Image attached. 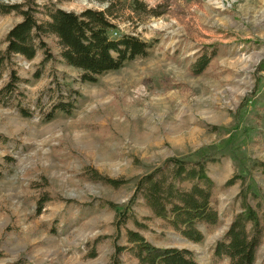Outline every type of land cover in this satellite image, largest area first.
<instances>
[{
  "label": "rangeland",
  "instance_id": "374dc122",
  "mask_svg": "<svg viewBox=\"0 0 264 264\" xmlns=\"http://www.w3.org/2000/svg\"><path fill=\"white\" fill-rule=\"evenodd\" d=\"M137 1L144 10L135 11L131 0H35L76 13L107 8L112 36L132 33L151 46L95 82L81 81L62 61L53 36L43 37L53 58L41 67L42 53L16 58L27 80L19 100L30 115L0 104V264H137L125 251L114 254L125 229L121 224L115 239L116 211L100 204L126 207L138 179L172 157L208 161L221 222L200 225L205 239L193 243L154 218L143 232L154 245H184L200 264H213L211 247L240 211L241 188L264 202V0ZM20 20L0 13V39ZM210 44L217 55L194 75L192 63ZM58 101L72 103L71 111H53ZM91 171L122 184L92 181ZM45 190L54 199L37 213ZM251 191L245 197L255 207ZM257 253L260 264L264 237Z\"/></svg>",
  "mask_w": 264,
  "mask_h": 264
},
{
  "label": "trees",
  "instance_id": "16d2710c",
  "mask_svg": "<svg viewBox=\"0 0 264 264\" xmlns=\"http://www.w3.org/2000/svg\"><path fill=\"white\" fill-rule=\"evenodd\" d=\"M130 6L135 10H144L145 6L137 0H131ZM0 13H13L21 20L0 39V104L13 103L23 116L30 115L29 110L19 100L23 96L22 85L27 80L19 74L20 57L30 61L38 53L42 59L37 67L52 59L44 36H53L59 47L62 61L80 73L83 82H95L96 76L121 68L126 62L139 56H145L151 46L132 33H120L112 36L114 24L109 9H86L80 13L68 11L49 2L40 6L35 0L8 4L0 0ZM41 14L45 18H40ZM216 44L205 45L199 58L192 63L194 75L203 73L217 55ZM72 103L58 101L56 109L70 112ZM52 113L45 116L50 120ZM4 138L0 135V141ZM208 161L205 159L168 158L164 163L142 175L135 186L134 194L126 207L103 202L100 205L112 207L116 211L119 239L121 224L125 229V244H115L114 254L123 251L132 256L137 264H200L195 252L176 246H157L148 241L143 232L152 230L146 223L158 218L163 231L174 230L182 238L202 243L205 239L200 225L207 229L217 228L221 222L215 205V181L209 174ZM264 168V164L259 163ZM92 181L119 187L122 180H113L91 171ZM1 176V174H0ZM233 180L226 181L229 185ZM250 187L243 186L240 196V211H235L231 222L222 236L211 247L210 259L213 264L227 260V264H256L257 252L264 237V202L251 194L255 207L247 202L245 196ZM54 199L45 190L36 201L37 213L44 203ZM141 199V201H139ZM145 207L148 215L136 216L131 205ZM130 222L134 228L127 224ZM162 236L164 232L160 233ZM94 255L93 253L90 256ZM114 256V255H113ZM19 260L13 264H22ZM260 264H264V259Z\"/></svg>",
  "mask_w": 264,
  "mask_h": 264
},
{
  "label": "bare ground",
  "instance_id": "6f19581e",
  "mask_svg": "<svg viewBox=\"0 0 264 264\" xmlns=\"http://www.w3.org/2000/svg\"><path fill=\"white\" fill-rule=\"evenodd\" d=\"M259 60V58L257 60H253V63L256 64V62ZM251 61V60H250ZM242 94V93H241ZM146 138V137H145Z\"/></svg>",
  "mask_w": 264,
  "mask_h": 264
},
{
  "label": "crops",
  "instance_id": "0c3cea01",
  "mask_svg": "<svg viewBox=\"0 0 264 264\" xmlns=\"http://www.w3.org/2000/svg\"><path fill=\"white\" fill-rule=\"evenodd\" d=\"M185 241L187 242V240H186V239H185ZM189 242H190V241H189ZM184 244H185V243H184ZM177 247H184V248H185V246H184V245H181V246H179V245H178Z\"/></svg>",
  "mask_w": 264,
  "mask_h": 264
}]
</instances>
